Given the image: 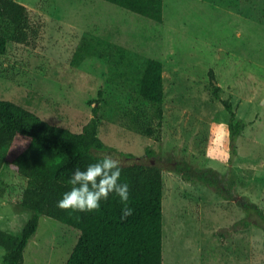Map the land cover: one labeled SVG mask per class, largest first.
I'll list each match as a JSON object with an SVG mask.
<instances>
[{
	"label": "rangeland",
	"instance_id": "rangeland-1",
	"mask_svg": "<svg viewBox=\"0 0 264 264\" xmlns=\"http://www.w3.org/2000/svg\"><path fill=\"white\" fill-rule=\"evenodd\" d=\"M16 1L42 26L41 36L0 57V99L74 132L99 105L98 135L116 150L102 155L122 162L130 153L162 165L166 264H264V229L241 228L254 218L245 203L264 213V0H164L163 23L104 0ZM148 58L164 65L161 142L131 127L133 118L153 115L137 90ZM213 82L232 102L235 121L246 123L235 155ZM183 162L216 170L225 197L169 170ZM26 181L8 165L0 171V187L16 192ZM32 215L0 198V230L21 235ZM78 236L42 215L23 264H67ZM4 254L0 245V264Z\"/></svg>",
	"mask_w": 264,
	"mask_h": 264
},
{
	"label": "trees",
	"instance_id": "trees-1",
	"mask_svg": "<svg viewBox=\"0 0 264 264\" xmlns=\"http://www.w3.org/2000/svg\"><path fill=\"white\" fill-rule=\"evenodd\" d=\"M104 1L154 21H164V0ZM41 29L42 26L31 19L26 5L16 0H0V57L7 55L11 45H36ZM5 69V65L3 69L0 66V76L5 74ZM213 85L214 97L221 99L229 113L231 155H235L237 137L246 123L235 121L232 102L221 97L219 85L214 82ZM137 90L150 103L153 115L143 122L133 118L131 127L161 142L165 80L164 65L160 60L147 59ZM99 95L102 96L101 89ZM98 102L100 98L94 103ZM99 111L100 106L95 105L90 121L81 132H74L44 120L13 101L0 99V171L8 165L27 179L23 188L16 192L5 183V188L0 187V198L33 212L21 235L0 230V245L5 250L2 264L24 263L25 249L36 234L42 215L79 231L67 264H165L162 174L165 168L159 163H147L133 154H123L120 182L128 183V205L134 210L127 219H121L123 204L115 193L106 201L102 200L100 208L92 212L65 211L57 207L63 194L71 190L69 180L77 167L84 170L104 156L100 152L116 151L98 135ZM147 154L153 152L148 150ZM169 170L181 174L187 181L203 183L223 197L226 195L220 186L221 177L214 169L194 170L183 162ZM249 204L243 206L254 214V218L243 220L241 228L255 225L264 229V213L256 203ZM221 235L224 239L228 236Z\"/></svg>",
	"mask_w": 264,
	"mask_h": 264
},
{
	"label": "clouds",
	"instance_id": "clouds-1",
	"mask_svg": "<svg viewBox=\"0 0 264 264\" xmlns=\"http://www.w3.org/2000/svg\"><path fill=\"white\" fill-rule=\"evenodd\" d=\"M209 144L210 147L213 145L211 139ZM121 172L120 161L111 155H104L84 170L77 167L69 180L71 190L63 194L57 207L65 211L92 212L100 208L102 200L106 201L110 194L115 193L123 204L121 219H127L134 210L128 205L129 185L120 182Z\"/></svg>",
	"mask_w": 264,
	"mask_h": 264
},
{
	"label": "crops",
	"instance_id": "crops-1",
	"mask_svg": "<svg viewBox=\"0 0 264 264\" xmlns=\"http://www.w3.org/2000/svg\"><path fill=\"white\" fill-rule=\"evenodd\" d=\"M230 237V235H228ZM165 264H166V261L164 260Z\"/></svg>",
	"mask_w": 264,
	"mask_h": 264
}]
</instances>
